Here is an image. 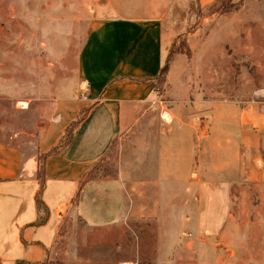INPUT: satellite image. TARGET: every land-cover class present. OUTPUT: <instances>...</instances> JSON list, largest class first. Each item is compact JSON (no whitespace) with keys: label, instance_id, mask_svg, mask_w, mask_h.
Segmentation results:
<instances>
[{"label":"rangeland","instance_id":"obj_1","mask_svg":"<svg viewBox=\"0 0 264 264\" xmlns=\"http://www.w3.org/2000/svg\"><path fill=\"white\" fill-rule=\"evenodd\" d=\"M198 1L166 10L169 69L160 76L157 96L168 107L172 95L200 96L223 100L228 114L241 110L251 130L242 137L244 167L264 173V0H228L234 6L226 12L220 3L206 8ZM106 2L0 0V141L17 147L24 159L39 157L46 128L82 106L86 84L78 56L98 4ZM150 112L137 128L144 136L116 141L88 179H113L121 155L133 157L142 141L156 143L170 117L160 105ZM247 169L228 185L212 180L209 201L196 186L177 204L158 194L151 160L142 192L122 186L117 195L126 204L134 199L138 212L158 206L153 215L126 211L109 221L106 211L101 221L107 223H92L69 210L40 264H264V176L253 181Z\"/></svg>","mask_w":264,"mask_h":264},{"label":"crops","instance_id":"obj_2","mask_svg":"<svg viewBox=\"0 0 264 264\" xmlns=\"http://www.w3.org/2000/svg\"><path fill=\"white\" fill-rule=\"evenodd\" d=\"M215 1L198 2L207 8ZM189 2L108 0L98 4L78 56L87 98L72 115L61 114L60 120L46 128L39 153L57 146L81 110L85 108L86 113L71 141L47 156L44 181L39 177V157L24 159L17 147L0 141V264L44 261L60 237L69 210L92 223H107L101 221L106 211L109 221L126 211L153 215L158 206L138 212L134 199L126 204L117 195L122 186L130 192H142L147 182L144 168L151 160L158 194H166L165 200L177 204L180 194H189L196 186L202 189L201 198L209 201L212 180L228 185L233 183V176L247 169L242 137L251 130L244 125L241 110L228 114L223 100L200 96L172 95L168 107L157 96V76L171 43L164 34L166 10L192 8ZM172 71L173 65L168 74L170 86ZM158 105L170 117V125L166 131L157 132L156 143L142 141L143 147L134 149L136 155H121L113 179L83 183L84 176L116 141L135 134L144 136L137 128ZM246 172L253 181H263L264 173L258 166H249ZM38 198L45 207L38 206Z\"/></svg>","mask_w":264,"mask_h":264},{"label":"trees","instance_id":"obj_3","mask_svg":"<svg viewBox=\"0 0 264 264\" xmlns=\"http://www.w3.org/2000/svg\"><path fill=\"white\" fill-rule=\"evenodd\" d=\"M217 3H220V5H219V11L220 12L230 11L231 10V7L234 6V4H233L234 2L232 3V2H230L228 0H216L210 7H213ZM168 69H169L168 59H166V62L164 64V66L162 67V69L160 71V74L157 76V81L160 80V76L163 73L167 72ZM82 112H84V113L77 120H75L74 122H72L68 126V128L66 129L65 135L61 139V141L59 142V144L57 146L53 147L48 153H41L39 155V162H40L39 177L42 180V182L45 179V161H46L47 156L49 154L55 153L58 150L59 147L64 146V145L68 144L71 141L73 132H74L75 128L77 127V125L79 124V122L84 118L85 113H86V110L84 109V110H82ZM91 172L92 171H90L88 174H86L84 176L83 183H86L87 181L91 180V179H88ZM38 206L40 208L45 207L44 204H43V202L39 198H38ZM45 219H46V217L40 219L39 222L42 223V222L45 221ZM61 232H62V227L60 229V235H61ZM15 264H40V263H33V262L26 261V260H17Z\"/></svg>","mask_w":264,"mask_h":264},{"label":"bare ground","instance_id":"obj_4","mask_svg":"<svg viewBox=\"0 0 264 264\" xmlns=\"http://www.w3.org/2000/svg\"><path fill=\"white\" fill-rule=\"evenodd\" d=\"M22 106H23V107H27V104H26L25 102H23V103H22ZM164 116H165L166 119H169V116H168V115L165 114Z\"/></svg>","mask_w":264,"mask_h":264},{"label":"built area","instance_id":"obj_5","mask_svg":"<svg viewBox=\"0 0 264 264\" xmlns=\"http://www.w3.org/2000/svg\"><path fill=\"white\" fill-rule=\"evenodd\" d=\"M83 98H84V99H86V98H87V95H86V93H84V95H83ZM125 264H133V263H131V262H130V263H125Z\"/></svg>","mask_w":264,"mask_h":264}]
</instances>
